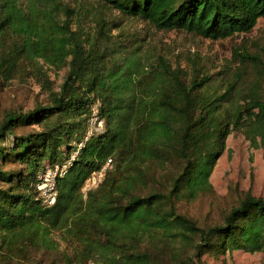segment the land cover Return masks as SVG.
Wrapping results in <instances>:
<instances>
[{"label":"trees","instance_id":"obj_1","mask_svg":"<svg viewBox=\"0 0 264 264\" xmlns=\"http://www.w3.org/2000/svg\"><path fill=\"white\" fill-rule=\"evenodd\" d=\"M97 1L158 31L212 41L248 34L264 18V0ZM73 16L62 0H0V77L8 81L32 72L44 80L50 98L47 105L25 114L8 112L0 120V142L8 135L15 138L9 153L0 147L1 159L14 155L25 166L16 174L0 170V181L8 186L0 188V248L12 256L54 250L58 232L62 242L74 244L73 264H161L159 253L144 246L145 238L155 234L185 246L197 238L192 256L185 253V264H202L206 254L264 253V200L250 192L220 224L207 228L177 213L175 206L177 198L195 199L210 189L213 166L232 132L264 148L259 83L246 85L238 75L218 89L209 76L196 74L185 82L166 70L164 78L139 89L133 67L120 61L113 43L100 37L82 41L71 29ZM237 57L241 64L260 68L256 56ZM44 66H69L58 93L45 78ZM94 99L101 101L107 130L87 143L59 180L56 203L44 208L36 200L37 169L45 160H65L62 147L68 149L82 136L83 116ZM32 125L44 127L15 135L19 126ZM111 157L113 170L83 200L85 181ZM154 165L174 168L161 190H149Z\"/></svg>","mask_w":264,"mask_h":264},{"label":"rangeland","instance_id":"obj_2","mask_svg":"<svg viewBox=\"0 0 264 264\" xmlns=\"http://www.w3.org/2000/svg\"><path fill=\"white\" fill-rule=\"evenodd\" d=\"M62 1L74 11L71 18L72 31L84 42H92L100 37L103 43L104 39L108 43H113L114 50L120 53V61L129 68L133 67L135 79L137 82L140 80L139 89L156 82L166 74V70H169L185 82H189L196 74L209 76L212 78L213 86L218 89H223L226 82L243 75L242 80L246 85L259 83L264 95V18L259 19L255 28L248 34L212 41L186 32L158 31L149 23L122 15L111 6L97 0ZM244 53L258 57L261 61L260 68L251 63L241 64L237 55ZM68 71L69 66L60 69L43 67L45 78L51 83L53 92L60 91ZM43 82L29 71L21 72L8 81L0 77V120L8 112L25 114L49 104L50 98ZM86 117L87 114L83 119ZM51 121L56 120L53 118ZM43 127L19 126L14 133L17 136L27 135L42 131ZM14 141V136L8 135L0 142V147L6 154L9 153L8 149ZM71 144L68 149L62 147V150L68 154ZM16 159L13 155L4 161L0 156V170L20 173L25 166ZM109 159L112 163L106 174L114 168V158ZM52 165L46 160L43 161L37 169L36 177L46 167ZM173 171L172 166L161 170L155 165L152 166L155 178L149 184V190H161V187L168 183ZM209 183L210 189L201 192L195 199L183 196L177 198L175 203L177 213L195 221L199 228L220 224L224 216L237 206L248 192L264 200V148L259 141L247 137L244 133L232 132L225 140L224 150L213 166ZM0 188L6 189L8 186L0 181ZM81 193L83 200H86L83 188ZM53 238L59 243L54 250H31L25 255L12 256L0 248V264L75 263L74 244L62 242L58 232L54 233ZM196 240L197 238H193L192 243L185 246L180 241L174 242L155 234L153 237L145 238L144 246L159 253L157 261L161 264H185V253L188 252L187 257L192 256L191 245ZM193 262L197 263V259L193 258ZM201 263L264 264V253L232 251L219 256L206 254L201 257ZM186 264L189 263L186 261Z\"/></svg>","mask_w":264,"mask_h":264},{"label":"built area","instance_id":"obj_3","mask_svg":"<svg viewBox=\"0 0 264 264\" xmlns=\"http://www.w3.org/2000/svg\"><path fill=\"white\" fill-rule=\"evenodd\" d=\"M101 101L94 99L89 105L85 121V128L79 140L73 142L63 163H56L46 167L37 177L35 191L37 201L44 208H50L56 203L58 196L57 186L60 179L66 176L69 168L79 158L80 153L87 143L103 135L106 132V123L101 116ZM112 163L108 159L105 165L88 177L83 186V193L86 196L88 192L95 190L103 182L108 169Z\"/></svg>","mask_w":264,"mask_h":264}]
</instances>
